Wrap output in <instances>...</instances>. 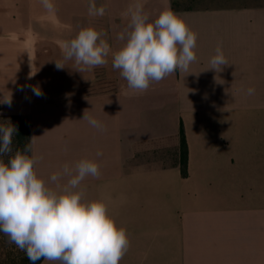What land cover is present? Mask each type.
<instances>
[{"label": "crops", "instance_id": "0c3cea01", "mask_svg": "<svg viewBox=\"0 0 264 264\" xmlns=\"http://www.w3.org/2000/svg\"><path fill=\"white\" fill-rule=\"evenodd\" d=\"M184 1L146 0L145 10L150 20L165 9L183 17L197 59L138 93L111 56L81 73L58 44L92 26L118 50L132 0H95L103 16L88 15L89 0H53L51 14L41 0H0V117L31 124L46 181L65 162L97 160L101 175L81 188L108 197L127 230L119 264H264V0ZM218 44L227 65L210 69ZM85 110L107 130L83 120ZM158 235L169 236V254L153 260Z\"/></svg>", "mask_w": 264, "mask_h": 264}, {"label": "clouds", "instance_id": "9594fccd", "mask_svg": "<svg viewBox=\"0 0 264 264\" xmlns=\"http://www.w3.org/2000/svg\"><path fill=\"white\" fill-rule=\"evenodd\" d=\"M41 3L48 13L55 12L53 0ZM145 3L146 0H132L121 13L128 25L116 37L122 42L118 50L110 47L106 33L88 26L70 40L58 42L63 59L74 61L82 73L106 66L111 56L112 68L138 93L146 92L153 82L177 70L187 72L197 59V34L170 9L150 20ZM105 12L104 6L97 7L95 0H89V16H103ZM55 64L58 70L65 68L62 62ZM210 65L215 70L227 65L219 44ZM33 91L42 95L37 88ZM254 93V88L247 89L248 95ZM3 102L10 105L11 99ZM82 119L98 131L107 130L87 110ZM16 133L14 125H0V233L25 252L31 264L41 260L46 264H119L130 248L127 230L118 226L110 214L108 197L87 199L81 188L86 178L101 175L97 160L65 162L46 181L36 171L43 157L27 154L37 137H32L23 151L17 150L7 162L3 159L12 153ZM95 156L102 157V150Z\"/></svg>", "mask_w": 264, "mask_h": 264}, {"label": "trees", "instance_id": "16d2710c", "mask_svg": "<svg viewBox=\"0 0 264 264\" xmlns=\"http://www.w3.org/2000/svg\"><path fill=\"white\" fill-rule=\"evenodd\" d=\"M9 124L14 125L17 128V133L13 137L12 153L3 157L5 162L11 156H14L17 150L23 151L24 146L28 144L32 138L31 124L20 117H0V125L7 126ZM32 155V151L27 153ZM43 260L38 261L37 264H41ZM0 264H31L28 260L25 252L18 249L14 244L8 242V238L0 233Z\"/></svg>", "mask_w": 264, "mask_h": 264}, {"label": "rangeland", "instance_id": "374dc122", "mask_svg": "<svg viewBox=\"0 0 264 264\" xmlns=\"http://www.w3.org/2000/svg\"><path fill=\"white\" fill-rule=\"evenodd\" d=\"M202 1L203 2H219V1L223 2V1H229V0H188L186 2L184 1V3L179 4L178 7H186L188 5H190V7H191V3L190 2H202ZM246 1H254V0H246ZM0 17H3V10L2 9H0ZM173 160H174V163H179L180 162L179 151H178V154L173 155ZM177 217L180 220V213H178ZM168 241H169V236L158 235L156 237L155 242L159 246H158V248H152V249L149 250L148 255H151L150 258L153 259V260L164 259L165 254L166 255L169 254V250L164 247V245H166Z\"/></svg>", "mask_w": 264, "mask_h": 264}]
</instances>
